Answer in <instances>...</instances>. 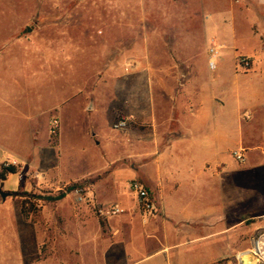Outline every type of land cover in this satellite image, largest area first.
Wrapping results in <instances>:
<instances>
[{
  "label": "rangeland",
  "instance_id": "rangeland-1",
  "mask_svg": "<svg viewBox=\"0 0 264 264\" xmlns=\"http://www.w3.org/2000/svg\"><path fill=\"white\" fill-rule=\"evenodd\" d=\"M252 4L206 0L205 10L204 0H0V159L13 152L23 160L0 161V171L5 162L19 167L18 189L17 176L0 181L2 191L19 193L5 200L0 194V249L13 253L18 264H83L75 256L81 237L95 235L96 220L104 225L125 214L102 218L96 208L103 204L92 196V184L106 192L112 173L132 171V161L105 151L114 134L120 139L126 131L138 132L137 115L123 105L126 93L137 103L140 93L150 101L176 89L197 93L204 78L206 85L217 86L222 57L212 71L210 43L219 45V33L233 22L229 10L250 11ZM241 57L256 59L243 50ZM140 76L145 81L139 82ZM65 98L62 113L51 111ZM131 115L126 129H114L118 117ZM53 119L61 123L55 137ZM245 133L246 148H264L257 131ZM225 146L232 152L223 154V167L241 172L242 191H228L230 197L236 194L227 201L235 207L220 210V222L206 224V233L226 230L209 237L208 244L234 249L218 264H240V255L252 250L264 264V157L247 152L241 162L233 155L240 150L231 142ZM74 184L86 193V202H78L76 189L61 201H45ZM25 200L28 218L22 213ZM81 209L88 213L85 229L76 224Z\"/></svg>",
  "mask_w": 264,
  "mask_h": 264
},
{
  "label": "crops",
  "instance_id": "crops-1",
  "mask_svg": "<svg viewBox=\"0 0 264 264\" xmlns=\"http://www.w3.org/2000/svg\"><path fill=\"white\" fill-rule=\"evenodd\" d=\"M248 1L254 9L229 10L233 22L219 33L222 60L217 86L206 85L204 78L197 93L176 89L151 101L140 93L137 103L129 91L126 93L123 105L137 115L138 132L126 131L120 139L114 134L105 151L132 161V171L112 173L114 180L106 192L99 184H92V196L98 203L117 204L125 214L104 220V225L96 220L95 235L86 240L81 237V249L75 256L83 264H218L234 252L222 243L218 244L222 247L208 244L209 236L226 230L206 233V224L220 222V210L235 207L226 203L235 195L228 196V191H242L241 180L237 182L241 172L223 167V154L232 152L226 151L225 144L233 143V149L244 156L249 152L264 157L260 144L246 148L245 130L257 131V136L264 138V4L261 0ZM244 18L249 20L243 29ZM204 29L206 34V17ZM248 43L253 44L252 52ZM241 50L245 56L256 58L247 73L237 70ZM143 81L140 76L139 82ZM66 105L67 98L55 103L51 111L59 109L62 113ZM227 129L239 133H228ZM10 157L23 161L13 152L0 161ZM11 176H17L14 185L18 189V173L1 182L7 183ZM132 181L149 190L156 204L153 216L145 218L140 213L130 191ZM87 216L83 209L77 214L76 224L81 229L86 227ZM3 251L0 249V259L3 255L10 259L0 260V264H18L13 253Z\"/></svg>",
  "mask_w": 264,
  "mask_h": 264
},
{
  "label": "built area",
  "instance_id": "built-area-1",
  "mask_svg": "<svg viewBox=\"0 0 264 264\" xmlns=\"http://www.w3.org/2000/svg\"><path fill=\"white\" fill-rule=\"evenodd\" d=\"M264 4V0H261ZM221 48L220 46L212 40L208 49V65L212 71L218 69L219 61L221 58L220 55ZM252 63L246 57H241L237 60V69L249 70L251 69ZM134 117L121 116L117 118L116 123L114 124V129L124 130L129 124L133 121ZM61 123L59 119H53L50 124V134L52 136H57L60 131ZM234 157L243 162L245 161V156L242 151H235L233 153ZM6 166L16 165V161H10L4 163ZM130 191L135 196L137 205L139 207L140 213L143 217L149 218L156 213V204L153 200L147 187L139 181H132L130 183ZM75 194L79 203H84L87 201L86 193L82 189H76ZM97 213L104 219L112 218L124 213V209L117 204L112 205H98ZM240 264H243L242 259H240Z\"/></svg>",
  "mask_w": 264,
  "mask_h": 264
},
{
  "label": "trees",
  "instance_id": "trees-1",
  "mask_svg": "<svg viewBox=\"0 0 264 264\" xmlns=\"http://www.w3.org/2000/svg\"><path fill=\"white\" fill-rule=\"evenodd\" d=\"M17 173H19V167L18 166H16V165L6 166L5 164H3L1 166V171H0V181H6L9 175L17 174ZM77 187H78V184H74V185L70 186L67 191H60L55 196H50V197L45 198V201L51 202V203L61 201L67 196L68 193L74 191ZM14 194H19V193H14ZM23 194H24L23 196H26V197L32 196L31 194H28V193H23ZM27 203H28L27 200L23 201V206H22V213L26 218H28V216H29V214L27 213V210H26Z\"/></svg>",
  "mask_w": 264,
  "mask_h": 264
},
{
  "label": "bare ground",
  "instance_id": "bare-ground-1",
  "mask_svg": "<svg viewBox=\"0 0 264 264\" xmlns=\"http://www.w3.org/2000/svg\"><path fill=\"white\" fill-rule=\"evenodd\" d=\"M230 195V194H229ZM228 195V196H229ZM236 195V194H235ZM226 203H228V202H226ZM225 203V204H226ZM223 208V207H222ZM211 223V222H210ZM217 223V222H216ZM215 224V223H214ZM212 225H213V223H212ZM237 226V225H236ZM212 228V227H211ZM214 228V227H213ZM213 228H212V230H213ZM233 228V227H232ZM211 230V231H212ZM237 230V229H236ZM217 232V231H216ZM229 232V231H228ZM238 232V231H237ZM211 233V232H210ZM215 233V232H214ZM227 233V232H226ZM225 234V233H224ZM235 234V233H234ZM240 234V233H239ZM213 235V234H212ZM207 236V235H206ZM221 236V235H220ZM223 236V235H222ZM210 237V236H209ZM208 237V238H209ZM218 237V236H217ZM222 238V237H221ZM217 239V238H216ZM223 239L225 240L226 238H224V236H223ZM233 241V239L231 240V242ZM226 242H227V240H226ZM217 243V242H216ZM225 243V242H224ZM211 244V243H210ZM207 245V244H206ZM214 245V244H213ZM218 245V244H217ZM221 245V244H220ZM264 245V244H263ZM219 246V245H218ZM223 246V245H222ZM222 246H219V247H222ZM225 246H226V244H225ZM210 248V247H209ZM208 249V248H207ZM220 249V248H219ZM209 250V249H208ZM213 250H215L214 248H213ZM223 250H225L224 248H223ZM227 250V249H226ZM216 251H218V250H216ZM210 254V253H209ZM254 254H258V255H260V252L258 251V250H252V251H248L247 253H243V254H241L240 255V258L242 259V261H243V264H258V261H256L255 260V258H254ZM256 256V255H255ZM260 259V258H259ZM261 261L264 263V256L263 257H261ZM214 263V262H213Z\"/></svg>",
  "mask_w": 264,
  "mask_h": 264
},
{
  "label": "water",
  "instance_id": "water-1",
  "mask_svg": "<svg viewBox=\"0 0 264 264\" xmlns=\"http://www.w3.org/2000/svg\"><path fill=\"white\" fill-rule=\"evenodd\" d=\"M0 194H1V196H2V198L5 200L7 197H9V196H12L13 195V193H10V192H4V191H2V189L0 188Z\"/></svg>",
  "mask_w": 264,
  "mask_h": 264
}]
</instances>
